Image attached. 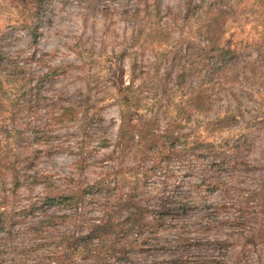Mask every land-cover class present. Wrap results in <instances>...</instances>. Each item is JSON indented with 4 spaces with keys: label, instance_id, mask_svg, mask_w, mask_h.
<instances>
[{
    "label": "rangeland",
    "instance_id": "1",
    "mask_svg": "<svg viewBox=\"0 0 264 264\" xmlns=\"http://www.w3.org/2000/svg\"><path fill=\"white\" fill-rule=\"evenodd\" d=\"M30 1L0 0L1 59L28 62L35 74L60 70L41 83L49 105L35 117L17 110L21 82L0 75V214L109 173L120 191L135 184L150 212L119 245L126 253L102 264H264V0H51L40 22ZM211 40L230 51L222 65ZM125 85L135 122L148 120L155 133L176 125L171 137L183 136L170 138L171 158L151 168L153 154L140 156L136 126L120 129ZM198 88L201 104L192 106ZM29 122L47 125L51 145L33 143ZM194 139L211 152L194 148ZM220 151L225 164L215 172ZM136 165L149 167L137 180L129 174ZM167 196L185 210L156 214ZM45 211L15 214L0 264H52L54 251L66 259L62 244L78 218ZM99 215L89 210L90 218ZM12 242L17 249L8 255Z\"/></svg>",
    "mask_w": 264,
    "mask_h": 264
},
{
    "label": "trees",
    "instance_id": "2",
    "mask_svg": "<svg viewBox=\"0 0 264 264\" xmlns=\"http://www.w3.org/2000/svg\"><path fill=\"white\" fill-rule=\"evenodd\" d=\"M30 2L35 13V15H33L35 21H45V18H47L49 14L48 12L50 8L48 5L51 0H31ZM32 37H34V35H32ZM209 50L212 52L215 62L218 64H221L222 61H224L221 59L230 52L229 49L217 44L213 40L210 41ZM1 57L0 51V75H3L7 82H21L20 86L15 89L18 99L16 104L17 110L25 113L30 112L33 117L40 114L38 110L39 107L45 109V107L49 105V102H47L46 98L41 94L44 90L41 83L46 79H50L52 75L56 74V72H59L58 70H60V66L52 65L45 71H40L35 74L30 71L27 65L28 62L25 63L24 61L17 60H12L10 62L7 61L6 58L1 59ZM28 58L30 60V57ZM36 62H38L37 59ZM1 66L9 68L11 71L3 70L1 69ZM3 71H6V73ZM23 82L24 85L22 84ZM122 90L123 91H120L121 99L119 101L121 103V108L124 109H119L121 120L120 129H123V125H126L127 127L130 125L136 126L137 133H135V135H137V143L144 146L142 151H140V156L147 157V152L153 154V161L149 165L150 168L161 162L167 161L171 158V150L173 148L172 145L169 146L170 138H172V140L175 138L178 139L179 137H183L182 134L180 133L178 136L171 137L175 132L174 128L176 125L171 126V124H169L163 131L155 133L149 128L148 120L135 122V117L129 114L132 105L129 104L125 95V92L130 90V86L125 85L122 87ZM1 92L2 90L0 86V96L2 95ZM201 96H203L202 89L198 88L195 93L189 96L188 100H190L192 106H198L201 104V101H197L196 99ZM2 105L0 98V106ZM11 105V107H13L14 102L11 103ZM134 109L135 107L133 106L132 111H134ZM46 126L47 125H44L42 127L39 123L29 122L24 130H28L34 134V144L44 146L45 144H50L49 139L51 137V135L47 134L48 130L44 129ZM185 140H187L186 137H184V142H182V151L184 152L185 147L187 146ZM189 143L193 145L194 148L200 149L201 146H204L202 152L205 150L206 152L208 151V153L211 152L210 148L212 145L204 143L200 139H194L193 141H189ZM30 152L36 153L39 151L38 149H30ZM223 153V151H220V157L212 161L213 163L217 162L216 165L218 166V169H216L215 172L224 168L222 167L225 164ZM148 168L139 171L138 165L132 166L130 167L131 172L129 174L137 180V176L135 175L140 172V178L145 177ZM12 174L14 178H17L14 173ZM110 175L111 174L109 173H104L98 179L92 181V183H88L75 190L55 191L15 213L18 217H29L30 215L35 214L40 215L41 213H46V207L53 206V208L64 209L67 213H71L69 217L72 219L78 218L77 221H79V223H72L73 227L69 229L71 232L62 244L65 249V255L63 256H66V259L63 261L61 255L58 254L59 252L54 251L50 258V263L79 264L73 261L74 257L79 256V258H82L87 262L91 260V264H102L112 253H116V255L126 253V251L120 249L119 245L127 243L130 232L134 233L137 228L142 227L143 222L148 216V212H150L149 205L135 197V184L131 183V185H128V192L120 191L118 188L121 183L118 179H115L116 177H114V180L112 179L109 181L108 179ZM28 178H30V181L32 182L40 181V177L33 175H26L25 179L27 180ZM121 178L123 177H120V179ZM215 182L216 181H214V183ZM139 202H141V204ZM184 205L185 204L181 203V201L176 202L175 198L167 196L160 201L158 204V211L156 207L155 213L162 217L171 215L177 213L176 211L180 209L185 210ZM92 207L100 209V215L97 218H90L88 216L89 210L92 209ZM196 208L206 209L207 206L198 205ZM15 214L10 213L8 216L0 214V234H2V236H0L1 247L5 246V240L7 241V235L10 232L9 224L14 221ZM48 217L52 216L48 215ZM41 232L42 231H38L37 234ZM9 241H12V239H9ZM13 242L10 243L11 246L9 247L6 245L8 249L6 252H8V255L14 254L17 249Z\"/></svg>",
    "mask_w": 264,
    "mask_h": 264
}]
</instances>
